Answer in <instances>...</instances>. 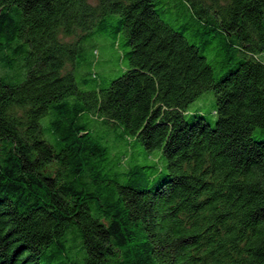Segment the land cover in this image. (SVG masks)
Listing matches in <instances>:
<instances>
[{
    "label": "trees",
    "instance_id": "1",
    "mask_svg": "<svg viewBox=\"0 0 264 264\" xmlns=\"http://www.w3.org/2000/svg\"><path fill=\"white\" fill-rule=\"evenodd\" d=\"M262 56L264 0H0V264H264Z\"/></svg>",
    "mask_w": 264,
    "mask_h": 264
},
{
    "label": "rangeland",
    "instance_id": "2",
    "mask_svg": "<svg viewBox=\"0 0 264 264\" xmlns=\"http://www.w3.org/2000/svg\"><path fill=\"white\" fill-rule=\"evenodd\" d=\"M93 2V0H90ZM174 14L169 13L162 16V19L170 24L175 30L182 31L180 28L181 22L173 21ZM184 35L189 38L190 34L188 31L184 32ZM76 36L71 37H62V41L64 42H74ZM85 57H88L91 54V50H95V56L92 57L95 61L94 69L98 76L107 77L108 80L115 79L118 77L122 70L125 67V60L119 55L118 49L112 47L111 40L105 39L101 35H95L89 38L85 42ZM215 49L211 48L209 53H203L207 61L213 66L214 72L217 75L218 65L214 62L218 60L217 54L215 53ZM261 58H264L262 56ZM70 69V66L67 65L66 71ZM215 104V97L212 92H204L198 98H196L187 108V113L190 115L193 112H198L206 117V119L210 122L211 125L214 124L216 116L213 114V108ZM54 166L51 167L53 169Z\"/></svg>",
    "mask_w": 264,
    "mask_h": 264
}]
</instances>
